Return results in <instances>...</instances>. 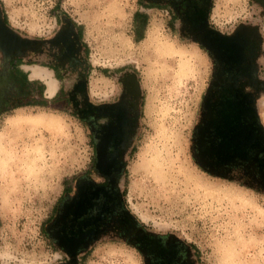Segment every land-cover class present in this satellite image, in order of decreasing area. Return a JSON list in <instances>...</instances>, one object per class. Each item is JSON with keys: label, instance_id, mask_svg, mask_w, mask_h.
<instances>
[{"label": "rangeland", "instance_id": "374dc122", "mask_svg": "<svg viewBox=\"0 0 264 264\" xmlns=\"http://www.w3.org/2000/svg\"><path fill=\"white\" fill-rule=\"evenodd\" d=\"M212 3L216 24L252 20L264 37V20L243 18L249 7L244 0ZM22 8L23 32L37 37L52 31L55 14L64 9L80 23L92 100L112 92L123 72L135 76L137 117L122 187L140 224L181 238L191 246L194 264H264V187L225 182L194 161L210 63L165 5L5 0L9 17ZM136 13L146 16L145 26L135 21ZM260 105L264 122V101ZM91 155L90 128L71 106L24 105L0 115V249L18 246L34 262L48 259L44 225L67 185L90 168ZM121 259L143 260L130 245L109 241L94 245L82 263Z\"/></svg>", "mask_w": 264, "mask_h": 264}, {"label": "flooded vegetation", "instance_id": "af4514ba", "mask_svg": "<svg viewBox=\"0 0 264 264\" xmlns=\"http://www.w3.org/2000/svg\"><path fill=\"white\" fill-rule=\"evenodd\" d=\"M212 1L144 0L147 5H165L173 20L179 21L182 34L209 58L210 78L193 137L195 163L225 182L250 189L264 187L260 105L264 101V37L260 25L252 20L213 22ZM55 25L51 41L43 36L29 38L10 24L5 0H0V115L24 105L62 104L84 117L90 128L91 166L64 189L45 226L48 244L55 242L71 253V264H83L88 250L103 242L136 245L140 241L146 248L152 230L134 217L122 187L137 117L135 76L131 72L120 74L114 84V88L122 86L119 96L96 103L105 97H90V62L80 23L64 9L55 14ZM49 44L59 51L47 47ZM22 64L50 73L58 81L54 98H43V85L29 81ZM101 116L108 118L107 124L97 122ZM92 170L105 177V182H93L89 178ZM164 234L159 238L160 252L168 247L174 258L164 262L160 254V264H194L189 247L174 234Z\"/></svg>", "mask_w": 264, "mask_h": 264}, {"label": "clouds", "instance_id": "9594fccd", "mask_svg": "<svg viewBox=\"0 0 264 264\" xmlns=\"http://www.w3.org/2000/svg\"><path fill=\"white\" fill-rule=\"evenodd\" d=\"M244 4L246 6H249L247 9V15L244 16V19H248L250 16L258 15L261 20H264V0H244ZM251 6H255L258 9L257 13H253L251 10ZM39 7V6H37ZM24 13V9H21V12L17 14V16H10L9 21L10 24L15 27L19 28L20 30H25V25L21 22L20 19H18V16H22ZM179 24V21H177ZM53 27H56V25H53ZM58 30V29H57ZM56 35V32H50L47 35H44L43 38L46 40L51 41L54 36ZM29 38H32V34L29 33ZM189 46H192L191 44ZM47 47L53 48V51H59V49L55 48L51 44L47 45ZM21 68H24V65H20ZM70 67V65H69ZM122 91V86L117 84L116 87L113 89L112 92H110L104 100H97L96 103H102V102H111L115 97H118L120 92ZM47 99V98H46ZM100 125H105L108 123L107 117H99L97 121ZM89 178L93 180L95 183H102L105 182L106 178L101 176L99 173H97L95 170H92L90 173ZM117 187H119V181L117 182ZM141 223H144V221L141 219ZM159 231V229H156ZM31 254L28 252H25L23 249H20L18 246L12 247L11 249H0V264H71L73 257L72 254L67 252L66 250L59 248L55 246V242L49 243L48 248V259L43 261H33L29 259V256ZM83 253H79L78 256H83ZM95 255V253H93ZM84 264H99L98 261L93 260H87L84 262ZM116 264H128V261L126 259H121L116 262ZM139 264H143V260L139 261Z\"/></svg>", "mask_w": 264, "mask_h": 264}, {"label": "trees", "instance_id": "16d2710c", "mask_svg": "<svg viewBox=\"0 0 264 264\" xmlns=\"http://www.w3.org/2000/svg\"><path fill=\"white\" fill-rule=\"evenodd\" d=\"M139 19H142L143 25L145 26L146 16L142 15L141 13H136L135 14V21L138 22ZM79 118H81L82 120H85L84 117H79ZM85 122H86V120H85ZM63 194H64V191L62 193V196H63ZM62 196L59 198V200H58V202H57V204L53 210V213L56 210L58 204L61 202ZM48 222H49V219L47 220V222L44 225V233H45V226L47 225ZM148 236H149V234H148ZM168 236L170 237L171 234L170 233L164 234V237H168ZM161 237H162L161 233L150 231V238L148 239L149 243L146 245V248H145V246H142V243L140 241H139V243H136V245L133 244L130 246L133 247L134 249H136L140 253V255L142 256L144 264H160V262H159L160 254H161L164 262H166V259H167V260H169V263H170L171 260L173 261V258H174L173 257V251H172V249L165 247L164 252H162V253L160 252L161 248H160V244H159V238H161ZM180 242H183L187 247H189L190 252H191L192 249H191L190 245H188L181 238H180Z\"/></svg>", "mask_w": 264, "mask_h": 264}, {"label": "crops", "instance_id": "0c3cea01", "mask_svg": "<svg viewBox=\"0 0 264 264\" xmlns=\"http://www.w3.org/2000/svg\"><path fill=\"white\" fill-rule=\"evenodd\" d=\"M24 72L27 73V79L29 81H33V82H40L43 87H44V93H43V98L45 96L48 97V99L50 98H54V96L56 95V93L58 92L59 90V83L56 79H54V77L50 74V73H47L52 79H54L55 81V90L54 92L50 95L51 97H49L48 95V91H47V85H46V79H47V76H45L46 72L42 71L41 69L37 68V67H29V66H24V68H21ZM45 99V98H44ZM47 99V100H48Z\"/></svg>", "mask_w": 264, "mask_h": 264}, {"label": "bare ground", "instance_id": "6f19581e", "mask_svg": "<svg viewBox=\"0 0 264 264\" xmlns=\"http://www.w3.org/2000/svg\"><path fill=\"white\" fill-rule=\"evenodd\" d=\"M45 76H47L46 85H47L48 95H51L55 90V81L47 73L45 74Z\"/></svg>", "mask_w": 264, "mask_h": 264}]
</instances>
